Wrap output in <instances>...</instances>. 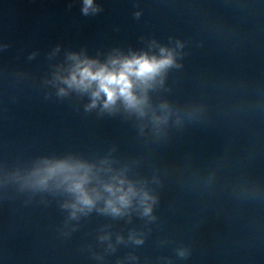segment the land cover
Returning a JSON list of instances; mask_svg holds the SVG:
<instances>
[{"label":"clouds","instance_id":"clouds-1","mask_svg":"<svg viewBox=\"0 0 264 264\" xmlns=\"http://www.w3.org/2000/svg\"><path fill=\"white\" fill-rule=\"evenodd\" d=\"M91 9L93 12L100 11L98 7L93 6V0H84L83 11L85 14ZM137 18L141 15L140 12L134 14ZM161 56L157 58L155 55L149 56L147 53L141 55H133L131 58H124L121 60H112L113 66L111 69L106 65L97 66L95 61H80L78 57L73 55L71 59L76 60V66L68 78H65L63 82L70 89H75L79 92H87L90 89L92 102L88 105V108H94L97 104V100L103 93L106 99L104 100V109L111 110L117 100H122L126 108L134 110L140 115H144V105L147 102L146 95L137 96L135 89H139L140 92L145 93L146 90L152 86V83L156 78L162 75L167 69L171 67H180L175 63L174 55L166 48L160 49ZM66 90L61 88L59 95H66ZM74 169L68 168L63 163L56 164L54 166L47 167L43 170H38L33 173L36 177L34 181H30V186L33 188H46L49 179L57 174L64 172H74ZM65 180H72L69 185V191L77 194V200L80 205L87 208H91L94 204L93 199L85 191L83 185L86 183V176H65ZM111 191V189L109 188ZM153 199L149 197L147 193L144 194L142 203H145L144 208L145 215L151 212V205L147 204V201ZM119 203L122 206H127L129 200L127 194L119 197ZM67 207V206H65ZM73 209L76 205H72ZM108 208L114 213L119 214L120 208L116 207L112 200L108 201ZM81 211L83 209H80ZM72 216L75 217V211ZM139 242V241H138ZM181 257L185 256V253L180 252Z\"/></svg>","mask_w":264,"mask_h":264}]
</instances>
